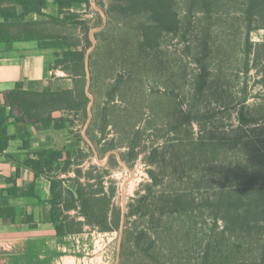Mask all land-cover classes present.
I'll list each match as a JSON object with an SVG mask.
<instances>
[{
    "label": "trees",
    "instance_id": "16d2710c",
    "mask_svg": "<svg viewBox=\"0 0 264 264\" xmlns=\"http://www.w3.org/2000/svg\"><path fill=\"white\" fill-rule=\"evenodd\" d=\"M2 1L4 0H0V4ZM7 1L21 6L23 16L29 13L41 15L45 5L42 0ZM54 2L62 17H49L48 23L56 27L76 24L77 16L71 12L72 7L89 5V0ZM96 2L100 6L97 0ZM109 2L105 12L108 19L105 30L116 24L119 28L118 45H131L133 54L139 55L158 49L164 36L177 33L180 29L175 0ZM241 13L247 30L244 64L249 68V63L252 62V66L258 68L264 63V0H243ZM252 30L263 31L262 42L255 45V48L248 37ZM100 34L102 35V32ZM3 40H35L39 47L53 50L52 70L65 72L73 81V87L70 90L44 93L24 90L22 84L17 83L12 90L6 91L3 94L4 103L0 104V154L6 150L11 139L6 130L10 118H14L16 123L63 129L67 124L72 126L71 119L53 118V112H67L72 117L73 114L88 108L85 93L79 88L78 81L83 77V70L85 72V53L76 49L77 45L69 36L52 31L45 35L38 31H28L17 37L0 35V41ZM93 55H90L91 73ZM262 67L264 68V64ZM115 85L118 86V82ZM257 110L259 115L250 121L242 113L239 118L241 125H259L257 127L245 130L241 127L228 136L211 133L207 137H178L163 146L150 147L143 161L152 168L147 171L151 183L146 185V193L137 201L138 206L127 207L129 211L126 214L119 264H126L128 246L132 241L127 219L132 216H137L143 222L133 241L138 251L139 264L154 261L162 254L155 251L158 243H163L161 235L168 238L165 242L172 243L169 241L173 228L172 224H169L171 219L187 217L190 220L197 216L206 217L215 225L217 222L223 223L220 234L226 235L233 246L220 251V255L216 256L211 254L212 245L207 243L195 264H248L252 254L256 257L254 264H264V111L262 108ZM87 135L90 137V128L87 129ZM136 146H126L127 154L122 156L126 163L139 155V152L135 151L138 148ZM118 148L120 146L111 143L108 150ZM81 154L83 153L80 149L65 153L49 150L44 158H29L24 165L36 177L50 176L54 171V164L64 155L65 159L60 168L62 173H67L76 166L74 178L57 180L53 176L50 180L51 215L63 216L60 224L56 226L59 235L82 232L83 224L99 232H119L121 210L111 205L115 189L111 186L106 189V176L98 172L97 168L89 167L83 171V163L79 160ZM205 167L219 169L218 174L204 180L200 171ZM96 172L99 174L94 175ZM8 182L13 183V180ZM66 182L73 184V189H63L62 183ZM29 189L25 194L32 195V186ZM4 192L9 197L17 195L14 186ZM60 205L63 211L78 210L84 222L76 223L67 215H63V211L58 207ZM15 216L14 206L7 203L0 205V220L14 222ZM30 220L31 217H27V222ZM179 262L184 263L182 257Z\"/></svg>",
    "mask_w": 264,
    "mask_h": 264
},
{
    "label": "rangeland",
    "instance_id": "374dc122",
    "mask_svg": "<svg viewBox=\"0 0 264 264\" xmlns=\"http://www.w3.org/2000/svg\"><path fill=\"white\" fill-rule=\"evenodd\" d=\"M97 1L98 7L106 12L109 0ZM175 7L180 20L179 31L164 36L158 49L139 55L133 54L131 45H118L116 24L105 30L108 19L103 27V17L94 9L92 0L83 8L84 12H74L76 24L51 26L52 33L69 36L77 45L76 49L85 54L91 47L89 34L94 31L95 48L91 54L96 52L92 57L89 90L94 103L87 138L96 147L101 161H105L111 151L108 150L111 143L120 146L114 150L121 157L127 154L126 146L136 144L135 151L139 155L128 163L122 159L133 178L127 182L130 174L115 155L106 165L97 163L82 135L88 119L87 107L73 114L71 121L83 144V154L79 157L82 169L95 167L106 176V189L110 186L115 189L112 207L121 210L124 200L126 214L128 206H138L137 201L146 193V185L151 183L147 171L152 168L143 161L151 146H163L178 137H207L211 133L228 136L241 127L245 130L259 126L241 125V113L250 121L259 115L257 109L264 111V63L258 68H254L252 62L249 68L244 64L247 30L241 13L243 0H175ZM248 37L255 48L262 42L263 31L252 30ZM59 72L60 78H69L65 72ZM78 81L85 93L84 70ZM85 99L88 106L86 93ZM218 170L205 167L200 174L204 180H209ZM127 223L132 241L125 263L139 264L133 241L143 222L132 216ZM169 224L173 227L169 234L172 243L165 242L168 238L161 235L163 243L159 242L155 251L162 254L152 263L145 261L147 264H180L181 257L182 264H195L207 243L212 245L210 252L216 256L233 246L226 235L220 234L221 222L215 225L212 220L197 216L190 220L175 217ZM118 236V231L111 232V264H115ZM255 258L252 254L248 262L256 263Z\"/></svg>",
    "mask_w": 264,
    "mask_h": 264
},
{
    "label": "crops",
    "instance_id": "0c3cea01",
    "mask_svg": "<svg viewBox=\"0 0 264 264\" xmlns=\"http://www.w3.org/2000/svg\"><path fill=\"white\" fill-rule=\"evenodd\" d=\"M42 1L45 5L41 15L29 13L24 16L21 6L12 1H2L0 35L17 37L28 31L50 34L52 25L48 18L62 15L54 0ZM83 8L85 5H75L71 12H84ZM53 61V50L39 47L35 40L0 41V104L4 103L3 94L17 83H21L24 90L44 93L70 90L73 81L67 77L60 78L59 70L51 68ZM52 117L72 118L67 112L59 111L53 112ZM6 130L11 139L0 154V205L14 206L16 216L14 222L0 220V264H111L113 231L99 232L83 224L82 232L57 233L56 226L63 216L51 215L50 180L53 176L57 180L74 178L76 166L62 173L60 168L64 155L54 164L50 176L36 177L24 165L29 158H44L49 150L63 153L82 150L83 144L76 136L75 128L67 124L63 129H55L40 124L16 123L14 118H10ZM10 179L13 183L8 182ZM62 185L63 189H73L70 182ZM12 186L16 188L15 197L4 192ZM30 186L33 194L27 195L25 193L29 192ZM58 207L63 211L62 205ZM63 215L76 223L84 222L78 210L63 211ZM27 217H31L28 222Z\"/></svg>",
    "mask_w": 264,
    "mask_h": 264
},
{
    "label": "water",
    "instance_id": "95a60500",
    "mask_svg": "<svg viewBox=\"0 0 264 264\" xmlns=\"http://www.w3.org/2000/svg\"><path fill=\"white\" fill-rule=\"evenodd\" d=\"M92 4H93V7L94 9L99 12L101 14V16L103 17V20H104V25L103 27L106 25L107 23V17H106V14L104 11H102L98 5H97V2L96 0H92ZM102 27V28H103ZM93 32L94 31H91L90 34H89V39L91 41V47L89 48V50L86 52L85 54V60H84V69H85V75H86V88H85V93L86 95L88 96L89 98V105H88V108H87V122H86V125L83 129V132H82V135H83V138L88 142V144L90 145L92 151H93V154H94V157L97 161V163H99L100 165H106L108 162H109V159L112 155H115L117 157V160L119 162L120 165H122L130 174V177L128 179L127 182H129L132 178H133V173L132 171L130 170V168L123 162L122 160V157L121 155L118 153V151L116 150H113V151H110L106 158H105V161H101L99 159V156H98V152H97V149L96 147L94 146V144L87 138V129H88V126L91 122V119H92V116H91V108L93 106V103H94V100L90 97L89 95V90H90V85H91V74H90V54L91 52L94 50L95 48V41H94V38H93ZM127 182H125L121 188V191H122V194L124 193V190H125V186L127 184ZM125 219H126V211H125V202L123 200L122 202V208H121V220H120V226H119V236H118V241H117V249H116V260H115V264H119L120 263V258H121V247H122V240H123V234H124V229H125Z\"/></svg>",
    "mask_w": 264,
    "mask_h": 264
}]
</instances>
